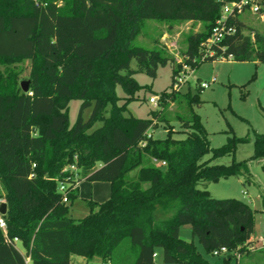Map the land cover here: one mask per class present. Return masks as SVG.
<instances>
[{
    "label": "trees",
    "instance_id": "obj_1",
    "mask_svg": "<svg viewBox=\"0 0 264 264\" xmlns=\"http://www.w3.org/2000/svg\"><path fill=\"white\" fill-rule=\"evenodd\" d=\"M239 1L0 0V182L8 206L0 264H71L73 255L98 257L103 264H156L159 256L164 264H210L193 241L181 238L185 225L207 254L226 247L230 261L234 253L251 250L249 205L199 188L248 174V161H213L234 157L238 145L251 139L230 131L222 147L212 148L194 110L203 104V89H173L183 66L197 70L230 55L237 62L264 61V37L241 15L229 20L235 34L214 45L213 56L206 53L222 7ZM148 21L201 22L204 29L189 35L176 63L162 50L134 44ZM133 60L138 72L153 79L159 67L172 64L162 109L147 119L125 116L142 88L133 77ZM27 61L24 93L25 68L18 65ZM72 100L81 105L71 126ZM172 102L186 105L187 115L177 117L185 139H175L169 124L166 138L148 137L167 121L164 111ZM253 145L251 159L264 158V133L254 132ZM81 180L109 183L110 197L89 202L90 214L74 220L70 207ZM171 211L169 218H157Z\"/></svg>",
    "mask_w": 264,
    "mask_h": 264
},
{
    "label": "rangeland",
    "instance_id": "obj_2",
    "mask_svg": "<svg viewBox=\"0 0 264 264\" xmlns=\"http://www.w3.org/2000/svg\"><path fill=\"white\" fill-rule=\"evenodd\" d=\"M241 19L247 23L251 30L259 32L264 37V9L254 14L245 12ZM201 22H158L148 21L141 33L134 41L137 46L162 50L167 56L173 58L176 63L182 60V53L187 46L189 35L203 31ZM251 32V31H250ZM247 35H252L246 32ZM25 68L21 74V82L29 81L28 73L30 63L24 62L18 65ZM131 69L135 71L134 79L142 87L135 94V100L128 103L125 116L140 119L150 118V112H159L162 105L159 101L164 91H169L172 79V64L159 67L156 78H151L145 73L138 72L135 60L131 63ZM213 77L216 83L203 89L200 98L203 101L201 107H196L195 112L201 117L202 123L209 136L212 148L222 147L227 137L233 131L239 138L249 137L250 142L240 144L234 157L227 156L213 161L217 165H230L233 160L248 161L249 173L242 176L222 179L219 182L208 183L199 186L206 189L216 199H237L243 201L252 210L254 221V233L251 238L250 251L245 254H233L230 261L224 256L207 254L196 238L192 236L191 228L185 225L181 229V238L187 242L193 241L198 250L210 264H264V158L251 159L254 154V132L264 133V61L237 62L234 60H217L203 63L190 75L188 82L181 89L186 93L188 87L195 92L200 82H209ZM116 94L121 99L125 98V92L118 86ZM156 98V105L150 104V98ZM124 101L120 100L119 104ZM81 101L72 100L69 104V123L72 126L78 117ZM166 122L157 125V129L149 133L154 139H164L167 136V126L173 127L174 138L185 139L178 116L187 115L184 103L172 102L165 108ZM91 113V109L85 111V118ZM99 126V125H97ZM210 158L206 156L205 159ZM79 195L70 207V217L80 220L90 214L89 202L100 204L110 197V185L104 182L79 181ZM147 187V185H145ZM5 189L0 182V196H4ZM173 212L165 216L157 215L158 219L169 218ZM71 264H103L102 260L95 257L88 261L82 257L73 255ZM156 264H164L159 256Z\"/></svg>",
    "mask_w": 264,
    "mask_h": 264
},
{
    "label": "built area",
    "instance_id": "obj_3",
    "mask_svg": "<svg viewBox=\"0 0 264 264\" xmlns=\"http://www.w3.org/2000/svg\"><path fill=\"white\" fill-rule=\"evenodd\" d=\"M264 9V0H241L239 2H233L226 4L222 7V12L220 18L216 21L214 27L211 30V34L207 39L204 46L206 47V53L210 56H213L214 53L210 49L214 45H218L222 42L225 37L232 36L235 34L236 29L229 25V20L231 17H235L236 15H241L245 12H251L254 14L260 13ZM206 54V55H207ZM219 60H233V56L230 55L228 58H220ZM194 70L188 66H183L180 73L175 77V81L173 84V89L175 91H180L185 83L188 82V79L191 74H193ZM216 83V78L213 77L209 82H200V87L202 89L209 88L212 84ZM150 104L156 105V98H150ZM148 137H151V134H148ZM165 163H163L164 165ZM71 170H75L72 166ZM66 186L61 184L59 187V191L64 194V202L67 203L66 197ZM2 203H6V200L3 196H0V205ZM0 228L2 231H5V220L4 216L0 213ZM18 240L15 239L14 242L16 243ZM230 252L226 247H223L219 250L214 251L213 255L215 256H226Z\"/></svg>",
    "mask_w": 264,
    "mask_h": 264
},
{
    "label": "water",
    "instance_id": "obj_4",
    "mask_svg": "<svg viewBox=\"0 0 264 264\" xmlns=\"http://www.w3.org/2000/svg\"><path fill=\"white\" fill-rule=\"evenodd\" d=\"M21 88L24 93L29 91V81H22ZM8 206L7 203H2L0 205V213L5 216L7 214Z\"/></svg>",
    "mask_w": 264,
    "mask_h": 264
}]
</instances>
